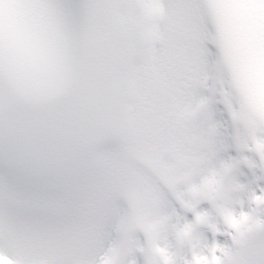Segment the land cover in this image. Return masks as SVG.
<instances>
[{
	"label": "snow or ice",
	"instance_id": "obj_1",
	"mask_svg": "<svg viewBox=\"0 0 264 264\" xmlns=\"http://www.w3.org/2000/svg\"><path fill=\"white\" fill-rule=\"evenodd\" d=\"M0 264H264V0H0Z\"/></svg>",
	"mask_w": 264,
	"mask_h": 264
}]
</instances>
